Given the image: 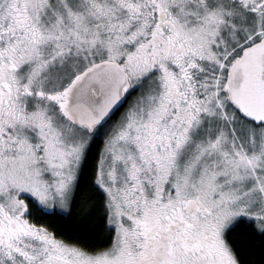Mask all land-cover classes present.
I'll return each mask as SVG.
<instances>
[{
    "label": "snow or ice",
    "instance_id": "6c2138e0",
    "mask_svg": "<svg viewBox=\"0 0 264 264\" xmlns=\"http://www.w3.org/2000/svg\"><path fill=\"white\" fill-rule=\"evenodd\" d=\"M0 264H264V0H0Z\"/></svg>",
    "mask_w": 264,
    "mask_h": 264
},
{
    "label": "trees",
    "instance_id": "16d2710c",
    "mask_svg": "<svg viewBox=\"0 0 264 264\" xmlns=\"http://www.w3.org/2000/svg\"><path fill=\"white\" fill-rule=\"evenodd\" d=\"M58 223H62V222H58Z\"/></svg>",
    "mask_w": 264,
    "mask_h": 264
}]
</instances>
